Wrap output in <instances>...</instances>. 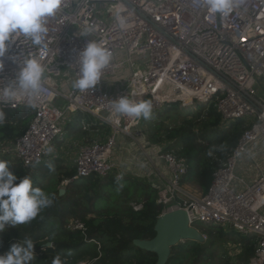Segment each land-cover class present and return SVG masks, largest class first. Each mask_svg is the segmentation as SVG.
Here are the masks:
<instances>
[{
  "label": "built area",
  "instance_id": "built-area-1",
  "mask_svg": "<svg viewBox=\"0 0 264 264\" xmlns=\"http://www.w3.org/2000/svg\"><path fill=\"white\" fill-rule=\"evenodd\" d=\"M201 4L202 0H65L62 10L47 19L42 45L14 35L0 57V88L14 79L25 59L44 66V81L31 98L34 107L27 96L0 103V110L31 114L21 137L0 142V154L15 158L24 168L40 166L55 157L54 142L62 139L73 119L87 114L96 125L82 121V132L107 127L112 134L81 146L73 160L74 177L61 185L105 178L115 170L111 157L116 137H144L142 118L121 117L117 122L112 117L113 99H150L152 112L172 104L193 110L212 107L220 117L218 128L240 124L235 147L219 162L207 192L200 196L190 194L188 182L183 183L185 160L156 147L153 153L166 174H160L156 202L163 207L161 215L183 211L191 228L225 227L244 239L253 237L247 264H264V0H238L239 6L227 15ZM86 29L91 30L89 37L81 36ZM89 39L102 43L112 59L100 83L80 92L72 87L76 54ZM131 207L139 211L142 204ZM65 229L85 236L78 220L68 221Z\"/></svg>",
  "mask_w": 264,
  "mask_h": 264
},
{
  "label": "trees",
  "instance_id": "trees-1",
  "mask_svg": "<svg viewBox=\"0 0 264 264\" xmlns=\"http://www.w3.org/2000/svg\"><path fill=\"white\" fill-rule=\"evenodd\" d=\"M160 113L159 117H166L172 123L170 126L164 124L161 135L172 142L167 149L184 159L187 166L183 183H196L204 195L211 184L213 171L235 147L242 133L240 124H232L228 132L213 134L211 131L219 126L220 117L212 107L207 110L204 107L182 109L176 115H170L168 110ZM30 119L28 111L14 112L5 117L0 124V142H12L21 137ZM195 128L201 133L194 134ZM0 160L7 161L10 171L18 178L30 177L34 187L42 188L53 199V203L30 223L8 227L0 233V253L6 252L16 240L28 237L35 243L36 260L33 264H52L56 255L60 256L63 264H156L154 254L134 246L136 240L148 241L155 237L154 226L163 210L156 202L155 189L150 185L110 175L72 180L60 188L64 180L74 177L75 171L72 169L63 175L52 174L49 180L52 167L56 168L57 165L55 160H47L33 169L24 168L18 160L11 161L9 156ZM61 169L64 170L63 167ZM60 189L65 190L63 195L59 194ZM132 203L142 204L141 210L134 211ZM71 219L84 224L85 236L78 231L65 229ZM207 228L210 232L203 233L205 242L186 241L172 247L167 264L216 261L217 254L223 248L215 246L216 240L213 239L220 240L222 234L218 227ZM46 243L51 246L45 247ZM239 244V255L242 257L237 264H247L254 251L253 237L245 238Z\"/></svg>",
  "mask_w": 264,
  "mask_h": 264
},
{
  "label": "clouds",
  "instance_id": "clouds-1",
  "mask_svg": "<svg viewBox=\"0 0 264 264\" xmlns=\"http://www.w3.org/2000/svg\"><path fill=\"white\" fill-rule=\"evenodd\" d=\"M64 4L65 0H0V57L5 56L9 45L13 43L12 37L17 34L30 38L34 45H42L48 31L47 19L60 12ZM238 6V0H202L201 4L202 8L224 15ZM90 32V29H86L83 34H79L89 37ZM11 59L17 63L13 57ZM111 59V52L102 43L89 39L85 47L76 54L78 71L72 82L73 89L80 92L93 90L102 80L103 72L110 65ZM18 65L19 71L14 79L0 88V103L27 96L31 104V98L40 92L44 81V66L34 58L25 59ZM2 69L3 63L0 62V70ZM133 97L135 96L128 95L111 101V115L117 122L121 117L134 121L151 118V101ZM4 120L5 113L0 110V124ZM52 203L53 199L49 194L40 187H34L30 177L18 178L10 171L9 163L0 160V233L5 232L8 227L15 228L17 225L30 223ZM34 244L28 237L16 240L6 252L0 254V264H33L36 260ZM52 264H63L59 255L53 258Z\"/></svg>",
  "mask_w": 264,
  "mask_h": 264
},
{
  "label": "rangeland",
  "instance_id": "rangeland-1",
  "mask_svg": "<svg viewBox=\"0 0 264 264\" xmlns=\"http://www.w3.org/2000/svg\"><path fill=\"white\" fill-rule=\"evenodd\" d=\"M166 110H168L170 115L172 113L174 115H176V114H178V112H182V108H180L178 106V104H172L170 106L165 105L161 110L156 111V112H152V116L150 119L145 120L142 118L141 128H140V131H142L144 133L143 138L146 137L145 139L147 141H150L151 143H155L158 148H163V149H167L172 143V142L166 141L161 136L163 129L165 128V125L166 126H167V124H168V126L172 125V123H169L171 121L168 120L166 117H162V118L159 117V113L160 112L162 113L163 111H166ZM3 112L5 113V117L12 115L14 113V112L9 111V110H4ZM159 118H161V119H159ZM74 120L75 121L71 125L70 129L74 130L75 135L81 134V131H79L80 120H82L85 123L90 124L93 127L96 125L94 119L91 118L87 114L79 113ZM158 120H160V121H158ZM229 128H230V126H227L224 128L216 127L214 129H212L211 133L216 134V133H220V132H228L227 130H229ZM100 129L102 132L100 131ZM234 130H236V129H234ZM194 131H195L194 134H196V135L201 133V131L198 128H195ZM99 133H100V135L103 134L106 136H111V134H112L111 130H109L107 127H99L98 131H97V133H95V135H97ZM65 138H66V136H62V139L60 141L55 140V142H54V147L56 146L57 153L54 155L55 156V157H53L54 159H48V160L57 161V165H56V168L54 166L52 167V169H54V171L50 173L49 180H50V178L53 177V175L55 173L56 174L60 173L62 175L67 174V172L71 171L72 170L71 168H73V158H74L76 150L74 149L75 147H73V145L72 146L70 145V141L68 142L69 144L63 145V143H64L63 141L65 140ZM119 139H120V137L117 136L116 137V145L119 144ZM197 140H198V142H201L200 139H197ZM4 156H7V155L0 154V159L3 158ZM62 156H63V158L61 160L60 157H62ZM9 159L11 161L13 159L16 160L15 158H12V157H9ZM62 167L64 168V170L61 169ZM57 168L59 170H56ZM111 175L120 176L121 172H116V173L113 172ZM188 185L190 188L189 189L190 194L196 195V196L201 195V192L199 191L196 183L188 182ZM135 187L136 186H134V188ZM60 188H64V186L61 185ZM155 191H156V189H155ZM211 227L217 228V226H211ZM218 228L220 230V233L222 234V237L220 240H218L217 238H214L213 240H216L214 243L215 246L219 247V245H220L221 248H223V251L217 254V260L216 261L204 262L202 264H237V262H239L241 257H242L239 255V254H241V253H239L241 250L239 242L244 241V236L242 234H238L237 232L233 231L230 228H225V227H218ZM196 229L200 233L209 234V232H210L209 228H207L206 226H203V225H197ZM207 247H208V245H207ZM208 249H210V247ZM208 252H212V251L209 250ZM191 261L193 262V260H191Z\"/></svg>",
  "mask_w": 264,
  "mask_h": 264
},
{
  "label": "crops",
  "instance_id": "crops-1",
  "mask_svg": "<svg viewBox=\"0 0 264 264\" xmlns=\"http://www.w3.org/2000/svg\"><path fill=\"white\" fill-rule=\"evenodd\" d=\"M74 119L73 122L75 121ZM73 122L66 127L64 135L66 138L63 141V145L69 144L68 142L70 141V145H73V147H75L74 149L76 150L74 158L81 146L91 142L94 139H101L100 137H102L103 140L106 139V135H100L102 132L101 129V132L97 135H95L97 132L84 133L80 129L79 131H81V134L75 135L74 130L70 129ZM81 122L82 120H80L79 124ZM145 138L136 140H124L123 138H120L119 144L116 145L111 159L115 164V173L121 172L120 176L123 178H130L134 181L136 180L135 182L150 185L152 188L156 189L161 181L160 174L166 176L164 173L165 166L162 162L155 158L153 153L157 145L147 141ZM55 152L57 153L56 146ZM62 158L63 156L60 157L61 160ZM71 169L74 170V163L73 168Z\"/></svg>",
  "mask_w": 264,
  "mask_h": 264
},
{
  "label": "water",
  "instance_id": "water-1",
  "mask_svg": "<svg viewBox=\"0 0 264 264\" xmlns=\"http://www.w3.org/2000/svg\"><path fill=\"white\" fill-rule=\"evenodd\" d=\"M64 189L59 190L63 195ZM155 237L152 240L134 241L137 248L152 253L156 256V264H167L170 249L179 243L186 241L203 242L200 232L191 228L188 224L186 214L183 211L162 214L157 219L154 226ZM46 243L45 247H50Z\"/></svg>",
  "mask_w": 264,
  "mask_h": 264
}]
</instances>
